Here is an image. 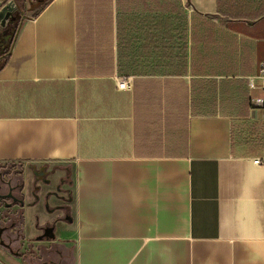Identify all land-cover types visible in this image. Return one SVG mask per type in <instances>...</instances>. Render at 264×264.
I'll list each match as a JSON object with an SVG mask.
<instances>
[{"label":"crops","instance_id":"crops-1","mask_svg":"<svg viewBox=\"0 0 264 264\" xmlns=\"http://www.w3.org/2000/svg\"><path fill=\"white\" fill-rule=\"evenodd\" d=\"M37 1L0 0V264H264V0Z\"/></svg>","mask_w":264,"mask_h":264},{"label":"built area","instance_id":"built-area-1","mask_svg":"<svg viewBox=\"0 0 264 264\" xmlns=\"http://www.w3.org/2000/svg\"><path fill=\"white\" fill-rule=\"evenodd\" d=\"M3 8V3H0V10ZM255 79L259 80V85L256 86ZM250 84L253 88L259 87L261 93L259 95H255L251 98V104L254 107L263 108L264 109V61L261 62L259 73L250 78ZM132 85V77L131 76H120L118 78V88L120 89H128ZM263 160L256 159V163H261Z\"/></svg>","mask_w":264,"mask_h":264},{"label":"rangeland","instance_id":"rangeland-1","mask_svg":"<svg viewBox=\"0 0 264 264\" xmlns=\"http://www.w3.org/2000/svg\"><path fill=\"white\" fill-rule=\"evenodd\" d=\"M32 1H34V2H36L37 0H32ZM43 0H38L37 2H42ZM38 4V3H37ZM37 7V6H36ZM3 34H4V29H2L1 27H0V42H1V39L4 37L5 38V36H3ZM3 36V37H2ZM8 37H10V34L8 35ZM8 39H6L5 41H3L2 43H0V50L2 49L3 51L5 50V48H4V46H5V44H6V46H7V44L9 43L8 41H7ZM4 45V46H3ZM1 50V51H2ZM1 62V61H0ZM13 165L12 164H9V163H0V173H2V172H6L5 170H8V169H13V167H12ZM55 171L57 170V169H60V171L62 172V173H69L68 174V176L70 175V177H71V175H72V167L71 166H61V165H56V166H53L52 167Z\"/></svg>","mask_w":264,"mask_h":264},{"label":"trees","instance_id":"trees-1","mask_svg":"<svg viewBox=\"0 0 264 264\" xmlns=\"http://www.w3.org/2000/svg\"><path fill=\"white\" fill-rule=\"evenodd\" d=\"M36 14H38V12H36ZM21 15H22L21 11H14L13 14L10 16V18L7 20L6 25L1 26V28L4 29L3 36H5V39L10 40L11 43L13 41L14 33L17 31V26L21 20V17H22ZM9 34H10V37H8Z\"/></svg>","mask_w":264,"mask_h":264},{"label":"water","instance_id":"water-1","mask_svg":"<svg viewBox=\"0 0 264 264\" xmlns=\"http://www.w3.org/2000/svg\"><path fill=\"white\" fill-rule=\"evenodd\" d=\"M14 11L15 7L13 5L3 6V8L0 10V24L2 26L6 25L7 20L10 18ZM50 231H52L51 228H48L46 230V233H49Z\"/></svg>","mask_w":264,"mask_h":264},{"label":"flooded vegetation","instance_id":"flooded-vegetation-1","mask_svg":"<svg viewBox=\"0 0 264 264\" xmlns=\"http://www.w3.org/2000/svg\"><path fill=\"white\" fill-rule=\"evenodd\" d=\"M0 178H1L2 180H5V181H10L9 177H8V176L3 177V176H2V173H0Z\"/></svg>","mask_w":264,"mask_h":264}]
</instances>
